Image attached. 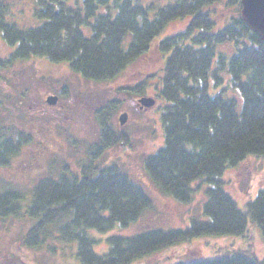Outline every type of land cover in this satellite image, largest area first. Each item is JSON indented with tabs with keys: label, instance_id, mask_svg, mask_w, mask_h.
Returning <instances> with one entry per match:
<instances>
[{
	"label": "trees",
	"instance_id": "obj_1",
	"mask_svg": "<svg viewBox=\"0 0 264 264\" xmlns=\"http://www.w3.org/2000/svg\"><path fill=\"white\" fill-rule=\"evenodd\" d=\"M4 1L0 0V37L13 47L9 61L38 57L63 62L89 80L115 78L148 52L152 39L167 25L191 17L184 31L160 41L168 56L155 82L139 84L140 93L151 88L166 103L161 114L164 147L145 165L154 184L179 201H191L196 181L209 184L204 218L191 219L185 228L110 235L103 254L93 250L97 240L88 230L127 227L151 206L144 189L115 165H90L79 173L40 180L29 197L0 190V217L22 215L34 221L23 237L25 246L41 245L37 238L57 228L60 242H77L80 264H131L196 237L242 236L250 220L260 228L264 242V190L243 211L218 180L248 155L264 154V41L241 18V0H172L160 7L141 0H34L40 23L26 28L7 22L10 12ZM217 3L235 11L222 25L211 10ZM227 45L231 54L221 50ZM226 80L237 96L227 95L226 86L210 92L212 84ZM106 110L109 113L111 107ZM108 133L101 136L100 148L115 143L117 138L112 141ZM22 138L27 140L24 134ZM23 143L0 127V165L18 154ZM177 264L264 261L249 248Z\"/></svg>",
	"mask_w": 264,
	"mask_h": 264
},
{
	"label": "rangeland",
	"instance_id": "obj_2",
	"mask_svg": "<svg viewBox=\"0 0 264 264\" xmlns=\"http://www.w3.org/2000/svg\"><path fill=\"white\" fill-rule=\"evenodd\" d=\"M170 1L141 0L155 7ZM4 2L10 12L7 22L20 28L40 23L34 16V0ZM211 10L216 11L219 25L226 16L235 14L234 7L225 8L223 3L213 5ZM190 20L187 16L167 25L152 39L147 53L111 80H89L72 71L66 63H50L38 57L9 61L13 47L0 37V127L10 132L14 141H26L20 145L18 154L0 165V190L17 191L29 197L40 180L57 179L66 172L79 173L90 165H115L144 189L151 198V206L138 222L127 227L117 226L107 232L89 229L88 233L97 240L93 250L98 254L108 251L110 235H131L151 228H185L191 219L204 218L208 183L196 181L191 201L184 202L160 190L149 176L145 161L165 144L161 114L166 103L150 87L140 93L139 85L148 79L155 82L154 75L164 67L168 56L161 51L160 41L184 31ZM221 50L232 53L228 45ZM227 82L215 87L212 84L210 92L225 88ZM50 94L59 97L54 106L46 101ZM226 94L237 96L235 89L228 85ZM142 96L154 97L155 105L139 108ZM109 107L111 110L107 113ZM125 112L129 117L122 126L119 115ZM107 131L111 140L117 139L113 145L100 148L101 136ZM22 134L27 140H23ZM218 180L221 188L245 211L247 202L264 190V154L248 155ZM33 223L31 218L22 215L0 217V264H80L77 242H60L57 228L37 238L43 242L41 245L25 246L23 237ZM249 248L264 261L262 232L251 220L242 236L196 237L150 253L131 264H177Z\"/></svg>",
	"mask_w": 264,
	"mask_h": 264
},
{
	"label": "water",
	"instance_id": "obj_3",
	"mask_svg": "<svg viewBox=\"0 0 264 264\" xmlns=\"http://www.w3.org/2000/svg\"><path fill=\"white\" fill-rule=\"evenodd\" d=\"M241 18L246 25L264 41V0H241ZM49 105H56L59 97L50 94L47 99ZM140 108H149L155 105L156 100L151 96H142L139 99ZM128 113L119 115L120 125H125L128 120Z\"/></svg>",
	"mask_w": 264,
	"mask_h": 264
},
{
	"label": "flooded vegetation",
	"instance_id": "obj_4",
	"mask_svg": "<svg viewBox=\"0 0 264 264\" xmlns=\"http://www.w3.org/2000/svg\"><path fill=\"white\" fill-rule=\"evenodd\" d=\"M139 108H140V106H139ZM142 109V108H141ZM144 109V108H143ZM128 115H129V113H128ZM129 117V116H128Z\"/></svg>",
	"mask_w": 264,
	"mask_h": 264
}]
</instances>
